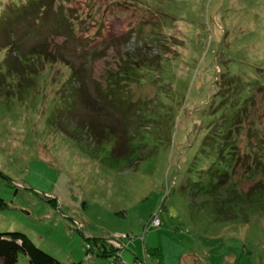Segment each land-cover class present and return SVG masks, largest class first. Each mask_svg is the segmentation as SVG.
I'll list each match as a JSON object with an SVG mask.
<instances>
[{"label": "rangeland", "instance_id": "1", "mask_svg": "<svg viewBox=\"0 0 264 264\" xmlns=\"http://www.w3.org/2000/svg\"><path fill=\"white\" fill-rule=\"evenodd\" d=\"M25 1L0 0V17ZM62 8L76 25L68 42L84 49L74 87L68 66L27 67L15 57L0 24V232L24 233L64 264H264V213L224 219L190 187L206 182L211 158L200 144L213 117L211 78L264 82V0H66ZM159 54V67L145 65ZM133 63H144L138 81L121 79ZM109 88L121 96L113 106L98 93ZM236 142L243 152L245 137ZM86 237L117 253L87 254Z\"/></svg>", "mask_w": 264, "mask_h": 264}, {"label": "trees", "instance_id": "2", "mask_svg": "<svg viewBox=\"0 0 264 264\" xmlns=\"http://www.w3.org/2000/svg\"><path fill=\"white\" fill-rule=\"evenodd\" d=\"M64 1L66 0H26L15 12L1 16L0 24L3 25L2 31H6L8 37L5 47L11 49L15 57L29 64L27 67L35 61L59 62L68 66L69 80L74 87V80L79 79L81 70L75 67V61L83 56L84 49L77 43L68 42L76 33V25L63 13ZM19 30H24V33L15 38L14 34ZM44 31L52 34L50 40L46 37L41 39ZM60 37H63L64 41L57 45L56 39ZM28 40L36 42H32L30 47L23 48ZM51 46L52 52L48 50ZM60 48L67 51L69 58L64 57ZM160 57L161 55L147 56L144 63L158 66L162 60ZM130 58L132 57L128 59ZM144 63L124 66L120 78L123 80L136 78L138 81L137 72ZM219 72L220 70L216 71ZM115 78L109 77L108 80ZM211 81L214 90L210 95L212 99L208 110L213 117L209 123L208 134L200 142L201 147L211 158L206 169L202 171V175L206 176V182L204 184L196 182L190 187L194 189L193 194L206 197L205 200L210 202L216 216L233 219L239 214L245 220L248 214L264 213V130L261 119L258 118V107L264 103V99L259 101V105L254 100L257 92L264 97V82L251 84L247 79L242 81L237 76L230 75L227 77L215 75ZM243 86L246 89H243ZM80 91L74 88L73 94L79 96L82 93ZM98 93L111 106L121 101L119 92L113 88L99 90ZM73 101L74 97L72 103ZM87 126L96 137L97 133L92 124ZM241 134L245 137L246 143L244 151L240 153L237 150L236 139ZM100 137H97L98 141ZM114 151L119 153L116 148ZM48 201L56 206L53 199ZM155 227L157 226L151 224V228ZM85 240L87 254L92 252L96 255L110 256L117 253L100 237H86ZM19 254L27 257L28 264H64L36 246L26 234L0 232V264H19Z\"/></svg>", "mask_w": 264, "mask_h": 264}, {"label": "built area", "instance_id": "3", "mask_svg": "<svg viewBox=\"0 0 264 264\" xmlns=\"http://www.w3.org/2000/svg\"><path fill=\"white\" fill-rule=\"evenodd\" d=\"M151 220H152L151 224H152L153 226H158V225H160V219H159L158 217H155V218H153V219H151ZM144 263H145L144 261H140V260H138V261L135 262V264H144Z\"/></svg>", "mask_w": 264, "mask_h": 264}]
</instances>
